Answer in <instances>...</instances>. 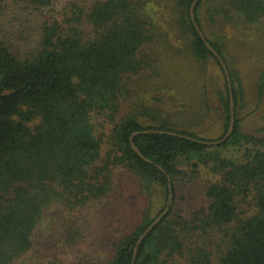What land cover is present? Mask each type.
I'll use <instances>...</instances> for the list:
<instances>
[{"label": "trees", "instance_id": "obj_1", "mask_svg": "<svg viewBox=\"0 0 264 264\" xmlns=\"http://www.w3.org/2000/svg\"><path fill=\"white\" fill-rule=\"evenodd\" d=\"M194 1L227 65L233 108L224 69L191 20ZM160 3L162 21L153 16ZM0 14V264L34 251L55 208L65 213L57 242L69 264H131L166 207L134 264H264V127L244 130V77L225 43L264 40V0H0ZM18 31L24 50L9 37ZM172 52L194 84L189 103L166 111L146 98L171 88L157 83ZM254 90L264 115V67ZM232 112L225 141H196L223 138ZM212 114L218 138L203 130ZM136 132L149 162L132 148Z\"/></svg>", "mask_w": 264, "mask_h": 264}, {"label": "rangeland", "instance_id": "obj_2", "mask_svg": "<svg viewBox=\"0 0 264 264\" xmlns=\"http://www.w3.org/2000/svg\"><path fill=\"white\" fill-rule=\"evenodd\" d=\"M6 1L11 3V0ZM162 3L166 5L164 1ZM162 3L154 5L153 8V16L161 21L165 20L166 17H168L167 15H169V12L166 11V8ZM2 18L9 23V25L3 27V29L6 28V30L9 31L11 29V19ZM16 23L17 21H14L12 24ZM13 30L14 33H16L15 27ZM20 30L23 33V37L29 40L34 38L32 31L27 32L22 29ZM207 32L210 34L208 28ZM17 33H19V31ZM5 35H8V32L4 33L0 30V38ZM9 37L11 38V41L16 44L13 46L15 50H24V41L21 39L20 33L15 37H13V35H9ZM175 41L177 40L175 39ZM225 43L231 51V55L238 59V68L241 70L244 77L247 106L244 108L242 114L244 116H246L245 114L249 116L243 122L244 130L253 134H258V129L264 127V115L263 105L258 104L255 97L254 83L258 72L264 67V40L262 41L255 37H248L238 41L233 39H229L228 41L225 40ZM165 61L163 79L159 81L157 85L168 83L171 85V88L169 90L150 91L146 101L154 107H160L166 111H174L181 108V103H189V92L192 90L191 88L194 84V71L189 66L187 60L184 58L180 59L179 54L175 52H172L170 57L169 54L168 56L166 55ZM176 83L179 84V86L175 88L173 84ZM203 130H206L208 138H218L224 132L221 121L218 117L214 116V114L206 120ZM129 201L130 200L128 199L127 202ZM87 212V210L80 211L76 216ZM64 214V211L58 208L47 213L45 220L40 224L36 231V246L34 251L24 257L17 264H43V262L48 263V261L54 259L62 262V264H69L71 255L62 253V251H60V244L57 242V231L60 224V218H62ZM101 224V216H99L98 219L96 217V221L94 222L95 228L99 227Z\"/></svg>", "mask_w": 264, "mask_h": 264}, {"label": "water", "instance_id": "obj_3", "mask_svg": "<svg viewBox=\"0 0 264 264\" xmlns=\"http://www.w3.org/2000/svg\"><path fill=\"white\" fill-rule=\"evenodd\" d=\"M194 10H195V1L193 2L191 8H190V16H191V20L194 23L195 28L197 29L199 35L201 36L202 40L205 42L206 46L214 53V55L219 59L224 72L226 74V78H227V82H228V87H229V91H230V98H231V107H234V102H233V95H232V84H231V79H230V75H229V71L227 68V65L224 61V59L221 57V55L212 47V45L208 42V40L206 39L204 33L201 31L196 19H195V15H194ZM234 122H235V116L234 113H231V119H230V124H229V128H228V132L224 135L223 138L219 139V140H215V141H200V140H196L192 137L183 135V134H179L176 132H171V131H155L156 133H165V134H169V135H173V136H178V137H182V138H187V139H191V140H196L200 143L203 144H207V145H217L219 143H222L223 141H225L229 135L231 134V132L234 129ZM144 133H147L148 131H142ZM142 132H136L132 135L131 137V145L132 148L135 150V152H137L143 159L147 160L148 162L150 160L146 159V157L140 152L139 148L134 144L133 137L134 135L138 134V133H142ZM170 198H172V189L170 186ZM168 212V207H166L164 209V211L148 226V228L140 235L135 248H134V252H133V259H132V263H135L136 260V255H137V251L139 248L140 243L143 241V239L145 238V236L153 229V227L162 219L163 215H165Z\"/></svg>", "mask_w": 264, "mask_h": 264}]
</instances>
